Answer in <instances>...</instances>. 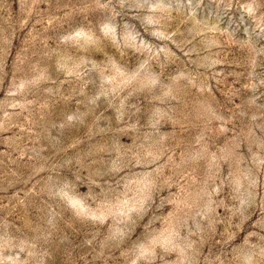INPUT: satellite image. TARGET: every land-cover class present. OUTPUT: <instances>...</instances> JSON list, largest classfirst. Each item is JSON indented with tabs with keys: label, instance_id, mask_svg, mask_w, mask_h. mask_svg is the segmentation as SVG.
<instances>
[{
	"label": "rangeland",
	"instance_id": "374dc122",
	"mask_svg": "<svg viewBox=\"0 0 264 264\" xmlns=\"http://www.w3.org/2000/svg\"><path fill=\"white\" fill-rule=\"evenodd\" d=\"M0 264H264V0H0Z\"/></svg>",
	"mask_w": 264,
	"mask_h": 264
}]
</instances>
